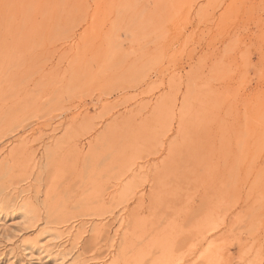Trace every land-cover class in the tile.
I'll list each match as a JSON object with an SVG mask.
<instances>
[{
    "label": "rangeland",
    "instance_id": "1",
    "mask_svg": "<svg viewBox=\"0 0 264 264\" xmlns=\"http://www.w3.org/2000/svg\"><path fill=\"white\" fill-rule=\"evenodd\" d=\"M0 264H264V0H0Z\"/></svg>",
    "mask_w": 264,
    "mask_h": 264
},
{
    "label": "bare ground",
    "instance_id": "2",
    "mask_svg": "<svg viewBox=\"0 0 264 264\" xmlns=\"http://www.w3.org/2000/svg\"><path fill=\"white\" fill-rule=\"evenodd\" d=\"M181 104V103H180ZM53 159V158H52ZM145 159V158H144ZM157 181V180H156ZM155 182V181H154ZM159 187V186H158ZM153 189V188H152ZM153 191V190H152ZM154 195V194H153ZM150 224V223H149ZM148 229V228H147ZM72 230V229H71ZM44 248V247H43ZM46 249V248H45ZM211 249V248H210ZM209 249V251H210ZM45 252V251H44ZM212 253V252H211ZM181 262V261H180Z\"/></svg>",
    "mask_w": 264,
    "mask_h": 264
}]
</instances>
